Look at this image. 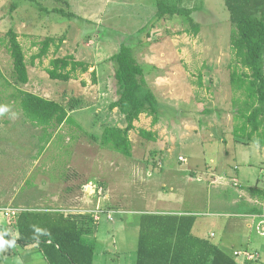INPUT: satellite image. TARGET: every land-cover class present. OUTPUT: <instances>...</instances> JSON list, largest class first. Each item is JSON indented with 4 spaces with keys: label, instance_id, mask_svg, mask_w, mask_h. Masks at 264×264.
Wrapping results in <instances>:
<instances>
[{
    "label": "rangeland",
    "instance_id": "374dc122",
    "mask_svg": "<svg viewBox=\"0 0 264 264\" xmlns=\"http://www.w3.org/2000/svg\"><path fill=\"white\" fill-rule=\"evenodd\" d=\"M143 1L153 0H0V70L5 76L0 77V106L8 107L0 115V206L91 214L94 228L98 225L92 237L95 264H137L140 219L147 210L193 214L194 231L208 236L214 230L212 240L220 243L221 236L234 230L230 219L239 208L232 186L213 184L209 174L229 172L246 190L264 183V145L259 133L240 125L248 97L231 81L236 55L225 1L169 0L194 8L189 20L181 15L157 18L159 0H154L155 8L144 13L134 32L138 25L131 19ZM54 7L74 14L65 16ZM92 12V18L85 17ZM12 28L26 55V84L18 81L8 48ZM52 36L56 40L47 55L34 58L42 41ZM61 37L65 41L58 49ZM120 43L133 48L146 85L161 105L156 124L146 113L135 121L137 128L129 132L132 156L102 143L105 127L118 126L124 116L110 108L118 97L112 56ZM67 54L89 62V70H76L69 81L51 78V59ZM238 67L242 72L240 63ZM17 89L65 104L75 122L39 125L25 114ZM73 97L81 101L71 109ZM121 119L125 127L127 121ZM139 128L156 131L157 141L141 136ZM89 181L97 190H86ZM99 186H104L102 192ZM49 193L60 199L45 201L42 197ZM101 196L109 200L97 212L94 204ZM16 222L0 219V231L16 236ZM245 232L239 246L258 250L264 258V235Z\"/></svg>",
    "mask_w": 264,
    "mask_h": 264
},
{
    "label": "trees",
    "instance_id": "16d2710c",
    "mask_svg": "<svg viewBox=\"0 0 264 264\" xmlns=\"http://www.w3.org/2000/svg\"><path fill=\"white\" fill-rule=\"evenodd\" d=\"M224 1L233 26L232 47L236 55L231 81L235 88L244 90L248 97L247 112L242 114L245 120L240 125L251 127L250 133H259V143L264 145V116L261 118V114H264V0ZM52 10L65 16L74 14L63 8L54 7ZM194 10L173 1L159 0L156 17L181 15L193 20L191 14ZM8 36V48L14 60L17 79L26 84L30 74L19 34L12 28ZM55 40L52 36L42 41V47L34 58L46 56ZM64 41L65 38L59 39L58 49ZM112 58L115 61L114 77L118 85V97L110 104V108L117 107L125 115L127 125L106 126L102 143L126 156H132L133 143L129 132L137 128L134 122L142 113H146L153 115L152 123L156 124L161 105L155 93L147 87L144 67L138 63L130 45L121 43ZM239 63L242 72H239ZM50 64L51 67L47 68L50 77L64 81L75 78L76 70L86 72L90 68L89 62L78 60L74 54L57 56L51 59ZM92 73L96 82V70ZM0 77L5 78L1 70ZM17 92L25 114L39 125L75 122L65 104L24 89H17ZM80 101L77 97L71 98L69 107L76 108ZM255 102L259 105L250 110ZM139 132L148 140L157 139L156 131L139 128ZM249 190L254 194L257 189L251 187ZM259 194L263 195L264 192ZM195 221L196 216L189 213L143 212L137 264H239L217 242L195 235L192 231ZM94 222L91 214L68 216L61 210L23 209L17 216L16 236L8 233L4 238L12 240L15 237V242L25 245L38 244L49 264H93L96 245L90 235L94 231Z\"/></svg>",
    "mask_w": 264,
    "mask_h": 264
},
{
    "label": "crops",
    "instance_id": "0c3cea01",
    "mask_svg": "<svg viewBox=\"0 0 264 264\" xmlns=\"http://www.w3.org/2000/svg\"><path fill=\"white\" fill-rule=\"evenodd\" d=\"M114 1H116V0H114ZM119 1L120 0H117L118 3H119ZM127 2H130V0H126V3ZM155 2L156 1L153 0V1H150L149 3L146 4L143 1V4L141 6H139V8H138V15H134L137 17H134V19L132 18L131 20H133V22L137 23V25L139 22L144 21L143 20L145 18V17H143L144 13H147V10H149V9L155 8V6H154ZM92 14H93V12L89 15L85 14V17L92 18L91 17ZM140 26L141 25H138L137 28L133 31L134 32L137 31L140 28ZM124 29L126 30V28H124ZM127 29H128V31H130L129 28H127ZM96 54L98 55V52ZM80 60H82V59H80ZM113 72L115 73V71H113ZM112 110H115L116 112H118L119 109L117 107H115ZM120 116L121 117L118 118L119 119L118 126L121 127V126H123L121 123V120H122L121 118L124 119L125 115L124 116L120 115ZM135 124H137V123L135 122ZM194 134H195V132H194ZM154 141H157V140H154ZM171 149L172 148H170L168 150H171ZM181 156L185 157L183 155H181ZM179 159H180V157H179ZM235 168L236 169L238 168V170H239V167L236 166ZM192 172H193L192 174H195L194 170ZM209 175L212 176L211 182L213 184H220L221 183V186L224 189L232 186L231 188L234 190L233 192L235 193V198H234L233 202L234 203L236 202L238 204V208H239V210L233 214L234 218L230 219V222L232 224V229H234V230L231 233H229L228 235L221 236L220 237L221 238L220 243H218V244L226 252L231 254L239 264H264V258L261 256V252H258V250H251L249 248V246H247V247H244V246L240 247L239 246L241 238L244 239L246 236H248V235H246V232H245L247 229L257 230V232L264 235V194H263V196H259V194H258V192H260V190H263L261 188L264 187V183H262V186H258L257 184L252 186V187L257 189V190H255V193L253 194L250 190H246L243 188V186L241 185V181L238 178L236 179L235 177H228L229 172L222 174V175H218L215 172H211ZM232 182L234 185L232 184ZM91 183H93V181H89L86 185H88V184L92 185ZM103 189H104V186H102V191H103ZM86 190H89L88 186H86ZM107 196L108 195H106V197ZM106 197H103V196L97 197L95 204H94L96 206V208L103 205L102 201L109 200L108 198L106 199ZM42 198H44V200L46 201V199H49V200L60 199V196H58V195L53 196L52 193H49V196H45ZM51 203H52V201H51ZM167 209H170V210H168V211L167 210H165V211L147 210L144 212H157V213H165V214H169V213L170 214H184L180 210H171L173 208H167ZM53 210H56V209H53ZM66 215H68V214H66ZM247 218H252V219H247ZM195 223H196V221H195ZM227 227H228V224L226 225V228ZM194 228H195V224L193 226L192 231L197 236L208 238L210 240H212L214 237L217 236V233L214 230L210 231L209 235L207 236V235H201L200 232H195ZM97 231H98V225H96L93 233L90 236L96 237ZM2 232L3 231H0V233H2ZM249 240H250V238H249ZM231 246L233 247L232 249L230 248ZM5 248H8V250H6V249L0 250V264H49L47 258L45 257V254L43 253V251L41 250V248L39 247L38 244L25 245V244H22L20 242H15L14 246H11V247L6 246ZM236 251H239L240 254L236 253ZM246 251H249L250 253L256 254L257 257L253 258V259H248L246 256V253H245ZM137 252H138V249H137ZM95 260H96V258L94 256L93 264H95Z\"/></svg>",
    "mask_w": 264,
    "mask_h": 264
},
{
    "label": "built area",
    "instance_id": "2783aa9c",
    "mask_svg": "<svg viewBox=\"0 0 264 264\" xmlns=\"http://www.w3.org/2000/svg\"><path fill=\"white\" fill-rule=\"evenodd\" d=\"M180 159H181L182 161H186V158H185V157H182V156H181ZM86 186H88V189H89L90 191H95V190H97V186L90 185V184H88V185H86ZM99 191L102 192V186H99ZM20 211H21L20 209H18V208H14V207H12V206H0V219H2V218H4V217H5V218L13 217V218H16V219H17L18 213H19ZM96 211L99 212V211H100V207H97ZM5 215H6V216H5ZM112 215H113L112 213H111V214H108V216H109L110 218H113ZM95 216L98 217L97 213L95 214ZM236 253H240V252H239V251H236ZM245 253H246V256H247L248 259H253V258H256V257H257L256 254H254V253H250L249 251H246Z\"/></svg>",
    "mask_w": 264,
    "mask_h": 264
},
{
    "label": "clouds",
    "instance_id": "9594fccd",
    "mask_svg": "<svg viewBox=\"0 0 264 264\" xmlns=\"http://www.w3.org/2000/svg\"><path fill=\"white\" fill-rule=\"evenodd\" d=\"M8 111V107L7 106H0V115H3V113ZM8 232H2L0 233V250L5 249L6 246L11 247L15 245V237L12 240H6L4 238L5 235H7Z\"/></svg>",
    "mask_w": 264,
    "mask_h": 264
}]
</instances>
